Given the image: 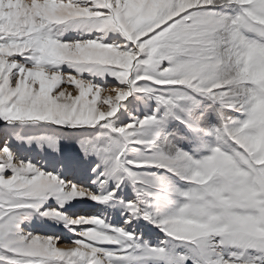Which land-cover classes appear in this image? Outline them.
<instances>
[{"label": "snow or ice", "instance_id": "snow-or-ice-1", "mask_svg": "<svg viewBox=\"0 0 264 264\" xmlns=\"http://www.w3.org/2000/svg\"><path fill=\"white\" fill-rule=\"evenodd\" d=\"M0 264H264V0H0Z\"/></svg>", "mask_w": 264, "mask_h": 264}, {"label": "rangeland", "instance_id": "rangeland-1", "mask_svg": "<svg viewBox=\"0 0 264 264\" xmlns=\"http://www.w3.org/2000/svg\"><path fill=\"white\" fill-rule=\"evenodd\" d=\"M84 211H85V212H88V211H90V209L85 208Z\"/></svg>", "mask_w": 264, "mask_h": 264}]
</instances>
